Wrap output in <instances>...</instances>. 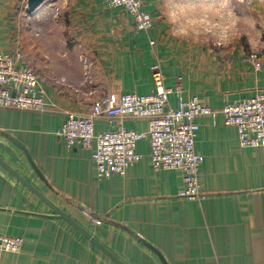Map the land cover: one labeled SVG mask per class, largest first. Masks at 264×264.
Wrapping results in <instances>:
<instances>
[{"label": "crops", "instance_id": "0c3cea01", "mask_svg": "<svg viewBox=\"0 0 264 264\" xmlns=\"http://www.w3.org/2000/svg\"><path fill=\"white\" fill-rule=\"evenodd\" d=\"M27 2L0 0V53L21 48L46 104L42 112L0 108V233L24 238L19 253L0 252V264H118L51 203L125 264H164L135 235L168 264H264V147L241 146L221 113L198 119L196 148L204 160L196 199L179 196L181 170L154 169L148 139L137 143L142 158L124 176L100 179L93 149L69 147L56 133L69 112L85 115L98 100L151 93L158 61L167 87L182 77L185 96L212 108L264 93V0H145L153 18L148 30L105 0H44L33 13ZM212 4L228 13V28L220 20L217 34H191L186 6ZM242 12L260 21L251 16L239 36ZM255 51L260 68L250 57ZM169 102L178 106L175 94ZM120 124L149 128L144 117H115L97 119L95 131Z\"/></svg>", "mask_w": 264, "mask_h": 264}, {"label": "built area", "instance_id": "2783aa9c", "mask_svg": "<svg viewBox=\"0 0 264 264\" xmlns=\"http://www.w3.org/2000/svg\"><path fill=\"white\" fill-rule=\"evenodd\" d=\"M110 7H122L130 13L139 30H148L153 24L145 9V0H105ZM155 44V41H151ZM256 67H261L258 52L250 54ZM154 87L149 94L129 92L117 103L110 99L96 101L88 114L69 112L68 118L56 133L69 147L92 148V162L97 177L124 176L130 166L138 163L142 154L137 143L148 139L150 157L156 171L176 169L184 173L185 188L180 197L196 199L203 195L199 169L204 156L196 148L200 129L199 118L221 113L226 126L237 128L243 147H264V93L224 105L221 109L202 104L197 96H185L182 77L174 87H167L161 65L152 66ZM175 94L178 106L173 108L169 96ZM45 90L37 70L25 60L18 47L14 54L0 53V108H15L42 112L45 110ZM147 118L146 132L128 130L120 124L115 129L96 132L95 121L107 118ZM216 124V121H214ZM100 223V221H97ZM24 238L0 233V252L19 253Z\"/></svg>", "mask_w": 264, "mask_h": 264}, {"label": "rangeland", "instance_id": "374dc122", "mask_svg": "<svg viewBox=\"0 0 264 264\" xmlns=\"http://www.w3.org/2000/svg\"><path fill=\"white\" fill-rule=\"evenodd\" d=\"M186 9H189L191 12H185V15L188 18L193 19L191 23L188 24L187 28L191 34L196 35V36H207V34H217L216 33V28L215 26L218 25V21H225L227 28L229 25V17L228 13L225 15L224 11L218 12V7L212 5H207L206 7L203 8H196L193 6H186ZM221 13V14H220ZM181 14V12L179 13ZM245 13H239V20H238V27L236 28L238 31V35H242L245 30H247V25L249 22L247 20L254 18L255 21H260L258 15H255L254 17L251 13H248L247 15H242ZM251 14V15H250ZM250 15V16H249ZM242 16V17H240ZM252 16V18H251ZM248 18V19H246ZM248 23V24H247ZM178 25H182L181 23L178 22ZM182 35L184 34L182 31H179ZM189 32V34H190ZM245 33V32H244ZM186 35V34H184Z\"/></svg>", "mask_w": 264, "mask_h": 264}, {"label": "water", "instance_id": "95a60500", "mask_svg": "<svg viewBox=\"0 0 264 264\" xmlns=\"http://www.w3.org/2000/svg\"><path fill=\"white\" fill-rule=\"evenodd\" d=\"M44 0H28L27 2V12L28 13H33L42 3ZM14 141L25 151L28 160L30 161L31 165L33 166V168L35 169V171L37 172V174L40 177H43L42 174L40 173L36 163L34 162L31 154L29 153V151L27 150V148L18 140L14 139ZM31 186V185H30ZM34 190L37 192V190L34 188ZM44 200L47 201V199L44 197ZM49 202V201H47ZM52 207L55 209V211L57 212L58 216H61L65 219H67L72 225H74L81 233H83V235H85L87 238H89L95 245H97L100 249H102L107 255H109L115 262H117L118 264H125L123 263L117 256H115L111 251H109L106 247H104L95 237H93L87 230H85L83 227H81L76 221H74L73 219H71L64 211H62L60 208H58L57 206L53 205L51 203ZM135 237L137 239H139L143 244H145L147 247L151 248L162 260V262L164 264H168L166 258L164 257V255L161 253V251L159 249H157L155 246H153L151 243H149L148 241H146L145 239L141 238L138 235H135Z\"/></svg>", "mask_w": 264, "mask_h": 264}]
</instances>
